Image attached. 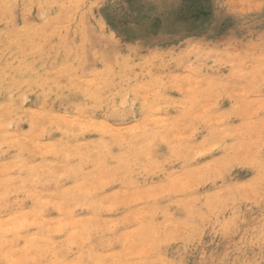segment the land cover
Segmentation results:
<instances>
[{"label": "rangeland", "instance_id": "obj_1", "mask_svg": "<svg viewBox=\"0 0 264 264\" xmlns=\"http://www.w3.org/2000/svg\"><path fill=\"white\" fill-rule=\"evenodd\" d=\"M0 264H264V0H0Z\"/></svg>", "mask_w": 264, "mask_h": 264}, {"label": "bare ground", "instance_id": "obj_2", "mask_svg": "<svg viewBox=\"0 0 264 264\" xmlns=\"http://www.w3.org/2000/svg\"><path fill=\"white\" fill-rule=\"evenodd\" d=\"M109 148V147H108Z\"/></svg>", "mask_w": 264, "mask_h": 264}]
</instances>
